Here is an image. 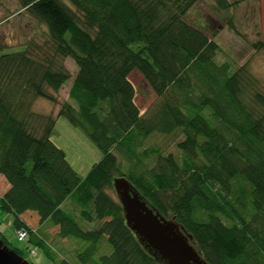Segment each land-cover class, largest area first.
<instances>
[{
  "label": "trees",
  "instance_id": "obj_1",
  "mask_svg": "<svg viewBox=\"0 0 264 264\" xmlns=\"http://www.w3.org/2000/svg\"><path fill=\"white\" fill-rule=\"evenodd\" d=\"M197 1L19 0L46 25L49 38L0 55V175L10 185L0 194V209L13 216L16 231L26 229L24 240L44 246L52 264L73 263L54 258L22 218L26 211L58 227L61 238L85 241L81 264L94 261L103 241L112 251L100 264H163L108 192L117 177L175 217L208 264H264V92L247 64L231 71L228 62H218V43L187 21ZM215 1L227 10L249 0ZM66 57L78 67L71 101L55 115L36 111L37 98L57 100L47 88L58 92L71 78L59 62ZM134 70L156 95L144 111L135 101ZM59 116L101 151L84 176L51 139ZM155 133L183 135L180 156L157 146L140 151ZM67 200L80 207L81 218L99 224L83 229L63 209ZM0 237L23 255L1 228Z\"/></svg>",
  "mask_w": 264,
  "mask_h": 264
},
{
  "label": "rangeland",
  "instance_id": "obj_2",
  "mask_svg": "<svg viewBox=\"0 0 264 264\" xmlns=\"http://www.w3.org/2000/svg\"><path fill=\"white\" fill-rule=\"evenodd\" d=\"M186 19L206 30L218 43L219 51L216 57L218 62H228L231 71L242 64H247L259 79L261 90L264 92V0L242 1L227 10L218 9L215 0H199L189 10ZM229 21L233 23L235 29L230 27ZM212 30H215L214 35H211ZM48 38L46 25L30 12L22 10L19 0H0V55L24 50L23 43L36 42L42 45ZM258 41H262L263 45L258 47L256 44ZM59 62H63L68 68L71 78L58 92L47 88L55 95L56 102L44 98L35 100L34 108L43 114L55 115L61 104L70 100L69 89L78 67L71 57L61 58ZM130 79L136 89L135 101L141 111H144L156 95L138 70L130 74ZM51 139L66 151L69 162L80 176H84L101 157V151L87 134L64 116H59L57 119ZM181 139H183L181 134L155 133L143 141L139 150L157 146L166 154L171 152L180 156L177 142ZM119 158L124 163L123 168L127 169L129 164L127 160H124L121 155ZM145 161L149 163L148 160ZM107 190L119 200L114 188ZM63 209L71 212L83 229H91L99 224L98 221L90 223L81 218L80 207L72 200L63 204ZM32 212H26L23 217L31 223L29 225L33 229H36V236L43 239L54 258L56 260L65 258L73 264H81L78 253L87 246V243L75 237L61 238L58 227L52 223L41 225L35 216H31ZM12 220L11 214L0 209V228L9 243L23 249V255L32 264H52V259L44 246L33 247L27 240H21L18 237ZM30 245L35 251L33 254L30 253ZM111 251V246L103 241L99 251L93 257L94 261L86 264H100V256L110 254Z\"/></svg>",
  "mask_w": 264,
  "mask_h": 264
},
{
  "label": "water",
  "instance_id": "obj_3",
  "mask_svg": "<svg viewBox=\"0 0 264 264\" xmlns=\"http://www.w3.org/2000/svg\"><path fill=\"white\" fill-rule=\"evenodd\" d=\"M126 222L144 247L163 264H208L193 243V237L176 221L164 216L136 190L129 179L113 182ZM0 264H32L6 245L0 237Z\"/></svg>",
  "mask_w": 264,
  "mask_h": 264
},
{
  "label": "crops",
  "instance_id": "obj_4",
  "mask_svg": "<svg viewBox=\"0 0 264 264\" xmlns=\"http://www.w3.org/2000/svg\"><path fill=\"white\" fill-rule=\"evenodd\" d=\"M23 10V9H22ZM9 183L7 182V180L5 179V177L3 176V175H0V194H3L8 188H9ZM68 201V200H67ZM67 201H65V203L67 202ZM65 203H63V204H65ZM26 212H28V211H26ZM25 212V213H26ZM25 213H23L22 214V218L24 219V221H26L27 222V224H31V223H29L24 217H23V215L25 214ZM31 214V216H35L36 217V219L39 221V223L41 224V225H43V224H46V223H49L48 221H45V222H43V223H41L40 222V219H39V216L37 215V213H35V212H32V213H30Z\"/></svg>",
  "mask_w": 264,
  "mask_h": 264
},
{
  "label": "built area",
  "instance_id": "obj_5",
  "mask_svg": "<svg viewBox=\"0 0 264 264\" xmlns=\"http://www.w3.org/2000/svg\"><path fill=\"white\" fill-rule=\"evenodd\" d=\"M17 235L21 240H24L27 238V231L24 228H20L17 230ZM31 254L35 253L34 249L30 251Z\"/></svg>",
  "mask_w": 264,
  "mask_h": 264
}]
</instances>
